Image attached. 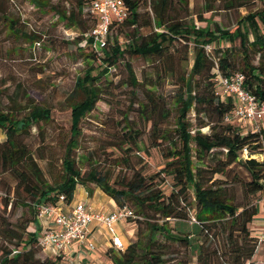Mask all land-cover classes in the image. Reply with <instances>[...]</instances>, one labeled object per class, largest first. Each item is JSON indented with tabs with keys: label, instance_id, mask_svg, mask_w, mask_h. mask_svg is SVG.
I'll list each match as a JSON object with an SVG mask.
<instances>
[{
	"label": "trees",
	"instance_id": "1",
	"mask_svg": "<svg viewBox=\"0 0 264 264\" xmlns=\"http://www.w3.org/2000/svg\"><path fill=\"white\" fill-rule=\"evenodd\" d=\"M91 1L76 0V10L62 16L68 27L79 30V48L88 45L91 52L86 56L98 63L76 78L65 98L69 136L58 172L51 180L45 177L26 139L33 127L41 130L42 124L52 121V110L35 103L21 115L0 108L4 135L0 141V182L5 189L0 210V264H61L60 255L40 256L38 235L28 230V225L37 221V204L56 205L61 199L69 204L76 187L83 186L90 193L89 184L99 187L118 207L127 206L134 213L129 220L136 224L135 238L123 249H107L112 264H190L193 257L196 264H256L255 255L264 243L253 232L251 222L258 213V202L264 199V160L254 155L264 154V129L244 130L225 119L233 100L214 95L213 77L215 70L228 77L240 72L244 88L264 101V0H204L203 11H214L216 6L248 11L233 30L216 22L212 27L201 14L198 20L206 24L194 26L186 20L187 0H123L127 17L110 25V32L117 28L122 40L118 36L110 40L109 33L99 51L90 47L86 37L96 21L88 11ZM253 3L259 5L253 8ZM141 6L148 7L152 16L149 12L144 16ZM142 27L152 30L144 34ZM220 42L228 45L220 46ZM190 49V71L180 72ZM176 52L181 55L178 59ZM126 55L155 58L160 67L157 78L162 73V82L174 79L177 89L170 105L157 92L159 80L144 76L137 81L130 63H125L130 83L143 87L137 112L145 130L126 122L117 142L124 154L114 162L129 163L132 155L138 162L110 182L107 174L80 166V122L101 99L102 77ZM192 111L195 123L189 117ZM168 120H172L170 127L166 126ZM205 127L208 130L203 132ZM150 148L159 149L164 162L159 170L149 173L139 152L149 153ZM244 148L247 156H243ZM5 175L14 186L5 182ZM168 179L170 188L165 192L162 185ZM19 205L26 206L30 216L13 223L7 208ZM170 219H192L197 231L175 226L173 232L168 227Z\"/></svg>",
	"mask_w": 264,
	"mask_h": 264
},
{
	"label": "rangeland",
	"instance_id": "2",
	"mask_svg": "<svg viewBox=\"0 0 264 264\" xmlns=\"http://www.w3.org/2000/svg\"><path fill=\"white\" fill-rule=\"evenodd\" d=\"M187 3L189 16L186 20H190L194 26L206 24L205 21L198 20L197 15L201 14L212 27L213 22H216L222 28L233 30L241 16L248 12L245 8L224 10L219 6H216L214 11H203L204 0H187ZM258 5L252 4L253 8ZM71 10H76V0H0V108L13 109L21 115L28 106L35 103L52 110V121L42 124L41 130L33 127L26 139L49 180L58 172L63 144L69 136V107L65 98L72 90L76 78L83 76L90 65L96 66L98 63V60L86 56L91 52L88 45L79 48L76 39L80 35L79 30L68 27L69 23L62 18ZM86 11V7L83 8L84 14ZM140 12L144 16L149 12L152 16L148 7L141 6ZM87 24L90 26L91 22L87 20ZM151 30L152 27L141 28L144 34ZM115 36L122 40L117 28H112L110 40ZM219 45L228 44L220 42ZM177 46L182 50L180 45ZM188 46L192 47V44L189 43ZM180 56L178 52L175 53L176 59ZM192 60L193 51L190 49L187 60L183 61L179 68L180 72H189ZM126 62L130 63L137 81H142L144 76L159 80L157 92L161 93L170 105L174 104L177 89L173 84L174 79L167 78L162 82V73L161 77L157 78L160 67L155 58L140 55H126L119 59L117 64L109 69L107 76L102 77L101 99L80 122L81 135L77 152L83 156L80 164L83 169L95 168L107 174L110 182L129 172L128 166L138 162L133 155L129 163L114 162L115 158L124 154L118 148L117 142L124 132L126 122H131L137 129L145 130L137 112L138 102L143 100V87H134L130 83ZM189 117L195 123L193 111ZM171 125L172 120H168L166 126ZM201 130L206 132L208 129L205 127ZM0 134L3 135L1 130ZM143 140L146 145L149 144L146 138ZM139 155L149 173L163 166L164 160L157 148H150L149 153L140 151ZM254 157L259 161L264 160V154H256ZM4 179L7 184L14 186L10 177L5 175ZM169 182L168 179L162 185L165 192L169 191ZM3 184L0 182V210L5 194ZM88 187L91 190L99 188L94 184H89ZM257 198L261 197L257 195ZM7 212L13 223L30 216L28 208L23 205L14 208L8 206ZM190 220L187 222L170 219L168 227L173 232L175 226L185 231H197V225L192 224ZM255 220H258V214L252 222ZM31 225H28V230ZM40 256H45L43 251ZM190 264H196L195 257Z\"/></svg>",
	"mask_w": 264,
	"mask_h": 264
},
{
	"label": "built area",
	"instance_id": "3",
	"mask_svg": "<svg viewBox=\"0 0 264 264\" xmlns=\"http://www.w3.org/2000/svg\"><path fill=\"white\" fill-rule=\"evenodd\" d=\"M88 11L94 15L96 21L86 33V37L90 39V47L99 51L105 46L113 20L122 21L127 17V7L123 0H92ZM206 48L209 49V45H206ZM213 81L215 96L222 99L230 96L233 100V108L225 117L227 121L237 123L244 130L263 129L264 101H259L252 92L244 88L242 73L237 72L228 77L215 70ZM243 156H247L245 148ZM61 203H63L62 199L56 205L49 203L36 205L37 219L47 220L53 224V227L44 229L38 238L42 250L53 248L57 255L65 254L72 242L90 249L94 248V243L89 237L90 226L93 223L105 228L112 248L125 247L116 234L115 224L133 218L134 213L131 208L117 206L111 212L95 211L79 202L71 210L65 211ZM256 234L264 243V224Z\"/></svg>",
	"mask_w": 264,
	"mask_h": 264
},
{
	"label": "crops",
	"instance_id": "4",
	"mask_svg": "<svg viewBox=\"0 0 264 264\" xmlns=\"http://www.w3.org/2000/svg\"><path fill=\"white\" fill-rule=\"evenodd\" d=\"M264 129V122L262 124ZM4 135L0 134V141ZM84 203L89 209L95 211L111 212L116 209L115 202L105 194L100 188L91 190L90 193L85 187L78 185L72 201L69 204L61 203L65 211H69L76 203ZM258 220L251 222V228L256 233L264 224V199L258 202ZM30 231L37 233L38 238L44 229L53 227L52 222L39 220L32 222ZM117 236L124 246H127L135 238L136 224L130 220H122L115 224ZM89 237L94 243V248L90 249L77 242H72L68 251L61 254V264H112L107 256V249L113 247L104 227L93 223L90 226ZM45 256L57 257L53 248L42 250ZM256 264H264V248L260 249L255 255Z\"/></svg>",
	"mask_w": 264,
	"mask_h": 264
}]
</instances>
